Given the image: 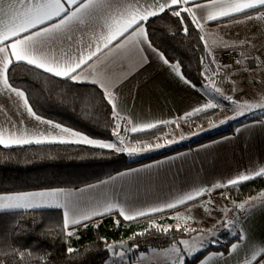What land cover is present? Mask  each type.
<instances>
[{
    "label": "snow or ice",
    "instance_id": "1",
    "mask_svg": "<svg viewBox=\"0 0 264 264\" xmlns=\"http://www.w3.org/2000/svg\"><path fill=\"white\" fill-rule=\"evenodd\" d=\"M168 12L171 16L181 21L182 29L188 34V25L184 23V16L189 17V22L200 32L205 31V23L209 21L219 22L223 18H229L234 23H244L249 20H257L264 27V0H206L201 3L200 0H0V95L6 96L12 100L13 97L23 102V108L35 121L43 125H51L53 129H59V132L45 133L27 127L19 129L13 124L12 129L0 126V145L11 147L13 145H30L44 143H75L88 145L98 149L111 150L116 153L127 152L129 155L151 148L129 146L126 143L129 133L147 132L159 127L160 125L174 124L179 127L176 119L161 120L147 123H134L131 117L122 114L119 106V97L117 95L118 83L122 81H113L103 72L99 71L101 65L109 60L115 63L117 60L127 62L135 57H140L147 62L146 50L156 54L159 59L168 65L184 83L195 88L196 85L187 80L181 71L179 62H170L153 45L149 38L148 24L150 18L159 17L162 13ZM200 11L202 14L197 15ZM254 13V14H252ZM242 16L243 19L236 20L235 17ZM227 26V25H225ZM201 43L206 48V55L201 57L202 65H215V69L209 73L206 67L204 75L207 83L202 85L203 89L209 92L218 93L225 100L236 105L235 114L228 117V120L237 119L244 116L247 112L261 110L264 112V95L254 102L247 100L240 102L234 100L233 96L225 95L223 90L217 86L214 77L221 75V70L227 69L229 65H218L214 55V47H223L225 49H235L244 45H251V39H244L231 44L223 41H212L210 46L206 35L200 36ZM241 59L235 61L238 65H244L245 60H252L253 63L258 59L255 56H248L241 53ZM16 65H28L34 69L42 70L51 76L70 80L77 83H92L97 85L103 94V99L112 109L111 116L113 120L112 136L114 141H105L94 139L89 136L74 131L71 128L63 127L52 120L44 119L33 110L29 103V97L24 90L14 87L10 83V69ZM124 63L121 64V67ZM260 66L264 68V60L260 61ZM243 71H250L248 68H242ZM92 77L91 79H89ZM226 78H229L226 76ZM235 84V82H232ZM234 91L237 89L234 88ZM16 101L13 100V103ZM220 105L207 101L201 106L193 108L186 112L182 117L185 122L195 116L206 113L210 109H217ZM3 105H0V110ZM227 120H221L224 124ZM23 122L21 121V124ZM256 124L264 126V120L256 121ZM215 127L216 125H212ZM255 125H244V129L254 127ZM123 128L124 135L121 134ZM242 131L237 128L236 132ZM180 139H185L181 136ZM169 140L167 143H174ZM165 145L157 143L156 148ZM151 167V166H149ZM119 175H127L120 173ZM257 178H264V166L254 167L247 173L241 172L236 176L223 182H217L210 186H201L176 196L171 201L162 205L152 206L146 210L136 207H125L113 200L96 202L93 206H86L78 199H72L74 193L63 188H56L44 191L34 192H15L0 194V212H8L16 209H41L57 208L63 210V219L61 232L66 237L76 235V227H88V222L94 217L111 215L114 211L126 221H134L140 217H145L151 213H162L166 209H176L178 206H184L189 202L197 201L201 197L211 196L212 192L223 188H236L240 184ZM112 179H115L113 177ZM101 183H107L102 181ZM96 185H89L88 188H94ZM86 189H77L76 192H84ZM222 196L228 198L226 193ZM214 203L211 200H203L200 206L208 211V205ZM243 218L251 215L258 206L264 207V191L258 196L249 197L244 202H233ZM195 206V205H193ZM102 209V210H101ZM190 212L191 209L189 208ZM230 211V210H226ZM177 221L175 225L161 226L152 221L149 228L145 231L155 229L156 231L168 233L175 230H183L186 233L198 232L199 236L190 239H182L172 244L170 252L172 256L169 264H185V257H192L207 246L205 243L208 236L204 235L207 231L211 237L216 236L215 227L209 230L194 229L188 227L189 221L194 217L183 215L177 212L173 217ZM182 221V223H181ZM236 216L231 219L225 218L218 222L217 226L223 228L234 227L237 224ZM33 223H36L33 220ZM117 225L119 220L116 221ZM99 227V224L93 225ZM22 232L26 231L21 229ZM144 232L136 235H144ZM237 236V243L231 244V252H236L245 239L248 245L252 247L250 258H245L243 264H264V244H257L253 237L245 236L240 233H233ZM134 238V237H133ZM217 243L215 239L210 241ZM67 243V241H65ZM121 244H127V241H121ZM182 246V247H181ZM106 248L112 252L113 256H119L121 260L125 256V251H118L117 245L107 243ZM131 251V248L126 249ZM69 255L78 253L80 250L67 247ZM155 251V250H154ZM33 255L30 249L23 251L11 247V251L0 250V264H13V259L17 264H23L27 257ZM36 258V264H50L48 256ZM142 256L144 254H141ZM165 256L168 255L166 251ZM223 253H211L201 261V264H208V261L215 256H223ZM105 264H109L108 261ZM113 264L115 262L113 261Z\"/></svg>",
    "mask_w": 264,
    "mask_h": 264
},
{
    "label": "trees",
    "instance_id": "2",
    "mask_svg": "<svg viewBox=\"0 0 264 264\" xmlns=\"http://www.w3.org/2000/svg\"><path fill=\"white\" fill-rule=\"evenodd\" d=\"M240 18L243 17H235ZM229 21L232 20L223 18L219 22H211L210 25ZM184 23L188 25V34L183 32L181 21L166 11L159 17L150 18L145 26L153 45L170 62H179L183 75L197 87H202L207 83L202 75L207 63H201V57L206 55V48L199 39L203 34L193 27L187 15L184 16ZM10 83L26 92L33 110L43 118L94 139L115 140L112 136V109L103 99L102 90L98 86L54 77L28 65L11 68ZM214 112L216 109L190 120H201ZM259 118L260 116L247 121ZM173 128L174 124L161 125L147 132L128 134V137L132 142L153 141L171 132ZM235 128V124H232L215 133L161 148L137 159L127 152L116 153L83 144L53 143L17 147L0 145V194L56 188L81 189L109 180L124 171L223 138L232 134ZM221 191H227L234 201L247 200L264 191V178L217 192ZM194 202L196 201L134 221L124 220L118 212L99 216L89 221L87 228L77 226L76 235L70 238L61 232L63 212L60 209L0 212V250L10 252L11 247L21 251L30 249L33 255L27 257L23 264H36V258L44 256L45 253L50 254V264H105L111 256V251L106 250V244L127 241L133 250L134 260L151 249L169 248L179 240L197 235L198 232L189 234L175 229L168 233L156 231L154 228L145 231L152 221H157L161 226L172 225V216ZM96 224L99 227L93 226ZM21 229L26 231L22 232ZM140 232L145 234L136 235ZM224 238L223 243L209 245L195 256L186 257L185 264H198L212 251L228 253L231 244L237 241V236L225 234ZM67 247L80 251L69 255ZM13 264H17L15 259Z\"/></svg>",
    "mask_w": 264,
    "mask_h": 264
},
{
    "label": "crops",
    "instance_id": "3",
    "mask_svg": "<svg viewBox=\"0 0 264 264\" xmlns=\"http://www.w3.org/2000/svg\"><path fill=\"white\" fill-rule=\"evenodd\" d=\"M200 2L206 3V0H200ZM201 14L200 11L197 12L198 16ZM211 22L214 21L205 23V31L202 33L206 35L210 46L212 41H219L221 38L229 44L233 42L238 43L247 38L251 39L253 44H259L261 42L262 46H264V27L260 26L261 22L257 20H249L244 23L229 21L216 25H210ZM146 55L147 62L142 61L140 57H135L127 62L117 60L115 63H112L109 60L98 69L111 80L117 82L122 81V83H118L117 90L119 106L122 114L131 117L134 123L176 119L179 124V127L175 125L177 130L181 126L190 125L191 127L195 124L199 125L203 120L191 121L190 118L185 122L178 118L209 100L216 104L220 103L219 98L216 96L218 93L209 92L202 87L196 86L193 88L189 86L168 65H165L156 54L151 53L150 50H146ZM122 63H124L123 67H121ZM13 100L16 102L13 103ZM0 105H3V109L0 110V126L12 129V125L14 124L17 129L27 127L45 133L52 132L55 134L59 132V129H53L51 125L39 124V122L28 116L23 108V102L18 98L13 97L10 100L6 96L0 95ZM258 116H260L259 119L247 121L251 119L249 118L234 123L236 126L234 132L223 138L124 171L122 173H127V175H119V173L114 176L115 179H112V177L106 180L107 183L100 182L94 184L96 185L94 188H88V186L81 188L86 189L82 193L76 192L75 190L67 191L74 193L73 197H71L72 199H78L82 204L89 207L93 206L96 202L102 203L106 200H113L125 207H136L146 210L149 207L162 205L165 202L171 201L176 196L188 192L193 188L210 186L217 182L226 181L241 172L247 173L254 167L264 166V126L256 124V121L264 120V114ZM21 121L23 122L22 124ZM245 124L255 126L244 129ZM62 126L66 127L64 125ZM237 128H241L242 131L237 133ZM121 134H125L123 128L121 129ZM30 145L37 144L33 143ZM11 147H17V145ZM219 190L222 189H217L212 192L211 196H205L203 199L177 211L183 215L190 214L194 217L193 220L189 221L187 226L203 230H209L215 227V237H211L207 231L204 232V235L208 236V240L205 241L207 246L223 243L225 234L236 236L233 233L251 236L257 244H264V207L258 206L246 218H243L241 213H238L235 215L238 222L234 227L223 228L222 226H217L219 221L228 218L227 212L226 216L218 215V208L226 206V200L221 193L227 194V191L217 192ZM203 200H211L214 202L208 205V211L200 206V202ZM189 208L191 209L190 212L188 211ZM167 210L170 209H166L165 211ZM176 223L177 221L173 219L172 225ZM199 235L200 233L192 237ZM192 237L186 239L191 240ZM212 239L218 242L211 243L210 241ZM246 245H248L247 239L244 240L236 252H231L230 247L228 253L212 251L205 257L211 253H223V256L213 257L208 261V264H243L245 258H250L253 250L252 247H245ZM170 248L151 249L143 253V256L140 255L134 260L132 259V254L129 255L127 251H125V256L122 260L119 256H113L111 252V256L107 261L109 264H113V261L115 264H169L172 256ZM166 251L168 252L167 256L164 255ZM201 261L198 264H201ZM253 264H256V262H253Z\"/></svg>",
    "mask_w": 264,
    "mask_h": 264
},
{
    "label": "rangeland",
    "instance_id": "4",
    "mask_svg": "<svg viewBox=\"0 0 264 264\" xmlns=\"http://www.w3.org/2000/svg\"><path fill=\"white\" fill-rule=\"evenodd\" d=\"M242 47H244L245 54L249 55L250 51L261 49L264 46H262L260 42L259 44L251 43V45H244ZM220 49H223V48H214V55H215L216 62L218 65H219V62L217 60V54ZM207 67L209 68V74L211 73L212 70L215 69V65H212V66L207 65ZM245 68L250 69V71H243L242 69L235 70V69H232L231 67L227 68L225 75L221 76V78L216 80L217 86L223 90L225 95L233 96L234 100L236 101L243 102L247 100L249 102H254L258 100L261 95H264V83L258 80L256 76V72L251 67H249L248 64ZM226 76L229 78H226ZM234 76H239V79L234 81L235 84L229 81V79ZM234 88H236L237 90L234 91L233 90ZM216 96L220 100V103L218 104L220 105V107L216 109V112L208 116V119L207 118L201 119L203 121L199 123V125L195 124L191 127L190 125L184 126V127L181 126L180 129L178 130L175 127L168 134H165L164 136L158 139H155L153 141H143L144 143L132 142L130 141L128 137V139H126V143H128L130 147L136 146L139 144L141 147L147 148L148 145H152L151 148H148L145 151H140L135 154H132L131 157L137 159L147 153L149 154L158 149L171 147V146L183 143V142L196 139L197 137L203 136L204 133L206 134L215 133L217 131H220L224 128L231 126L234 123H238L239 121L257 117L258 115L264 114V112L257 109V110H254L253 112H247L244 116H240L237 119L228 120L227 119L228 117H231L235 114L236 105L230 101L225 100L219 94L218 95L216 94ZM221 120H227V122L224 124H220L219 122ZM194 121H199V120H194ZM212 125H216V126L213 127ZM181 136H184L185 139H180ZM169 140H173L175 142L169 144L167 143V141ZM157 143L163 144L165 146L161 148H156L155 144ZM227 196H228V199L223 196L226 200L225 202L226 206L218 208L219 209L218 215L226 216V212H227V217L231 219L233 216L237 215L240 212L236 208H234L233 202L235 201L229 197L228 193H227ZM242 202H244V200ZM236 203H240V202H236ZM226 210H230V211H226ZM155 223L159 224L157 221H155ZM166 225H170V224H166ZM122 251H126V250H122ZM127 252L129 253V255H131L133 251L132 252L127 251Z\"/></svg>",
    "mask_w": 264,
    "mask_h": 264
},
{
    "label": "built area",
    "instance_id": "5",
    "mask_svg": "<svg viewBox=\"0 0 264 264\" xmlns=\"http://www.w3.org/2000/svg\"><path fill=\"white\" fill-rule=\"evenodd\" d=\"M241 53L245 54L244 47H237L235 49H220L217 54V60L219 62V65H229L232 69L241 70L242 68H245L248 64V66L256 72L258 80L264 83V68L260 66V61L264 60V47L261 49L250 51V54L248 56H255L258 58L255 63H253L252 60L249 59L245 60L243 66L236 64L235 61L241 59ZM225 73L226 69L222 68L221 75L214 77V79L217 80L221 78V76L225 75ZM237 79H239V76H234L231 77L229 81L233 82Z\"/></svg>",
    "mask_w": 264,
    "mask_h": 264
},
{
    "label": "water",
    "instance_id": "6",
    "mask_svg": "<svg viewBox=\"0 0 264 264\" xmlns=\"http://www.w3.org/2000/svg\"><path fill=\"white\" fill-rule=\"evenodd\" d=\"M116 245H117V250H121V249L126 250V249L130 248V245L128 243L127 244H116ZM106 250H108V249L106 248Z\"/></svg>",
    "mask_w": 264,
    "mask_h": 264
}]
</instances>
